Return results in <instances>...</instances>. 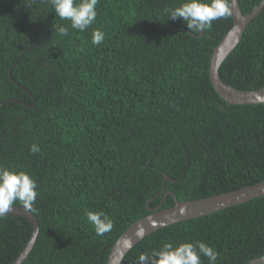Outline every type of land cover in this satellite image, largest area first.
Listing matches in <instances>:
<instances>
[{"label": "trees", "instance_id": "obj_1", "mask_svg": "<svg viewBox=\"0 0 264 264\" xmlns=\"http://www.w3.org/2000/svg\"><path fill=\"white\" fill-rule=\"evenodd\" d=\"M244 14L261 0H238ZM181 0H98L84 31L47 0H0V166L37 183L38 236L22 264H106L111 245L150 206L228 192L264 179V102L228 104L209 79L232 15L193 33L167 17ZM56 25L68 29L59 36ZM99 29L104 40L92 43ZM236 88L264 87V6L219 67ZM41 149L33 154L30 145ZM164 173L170 179L165 180ZM14 206H21L17 202ZM88 211L113 229L99 236ZM29 220L0 218V264L27 243ZM202 241L216 264L264 255V195L162 227L121 264L165 242ZM202 264H209L201 257Z\"/></svg>", "mask_w": 264, "mask_h": 264}, {"label": "clouds", "instance_id": "obj_2", "mask_svg": "<svg viewBox=\"0 0 264 264\" xmlns=\"http://www.w3.org/2000/svg\"><path fill=\"white\" fill-rule=\"evenodd\" d=\"M52 11L61 21L68 20L73 29L84 31L96 20L98 0H47ZM167 17L186 22L191 32H202L212 22L232 15V0H181L178 6L165 10ZM54 31L59 36H66L68 29L56 25ZM92 43L99 45L104 40V33L93 30ZM30 151L35 154L41 151L38 145L31 144ZM37 183L25 171H16L0 166V218L9 213L19 202L26 209H32L37 198ZM87 220L97 235L103 236L113 229V222L103 212L88 211ZM145 229H137L136 237H142ZM125 247L130 248L132 241L126 239ZM218 253L210 245L202 242H165L162 247L151 254H140L138 264H202L201 257H206L209 264H216Z\"/></svg>", "mask_w": 264, "mask_h": 264}, {"label": "water", "instance_id": "obj_3", "mask_svg": "<svg viewBox=\"0 0 264 264\" xmlns=\"http://www.w3.org/2000/svg\"><path fill=\"white\" fill-rule=\"evenodd\" d=\"M264 0L249 13L244 14L238 0H232V24L226 31L217 45L213 48L209 62V79L217 94L228 104H253L264 102V87L258 89L242 90L232 85L226 84L220 77L219 67L227 55L233 50L242 37V33L247 23L262 9ZM13 99H5L1 104L10 102ZM170 177L164 173L163 186L155 197L164 190L165 180ZM172 195L174 204L167 208H160L162 201L156 206H150L149 199L146 203L150 213L131 222L130 225L118 236L116 241L111 245L106 264H121L126 253L141 239L152 232L191 218L199 217L212 213L214 211L238 204L249 199L264 195V179L251 185L242 186L238 189L228 192L215 194L208 197H202L193 200H178L175 198L173 191H167L163 194ZM21 215L29 220L32 226L31 235L19 254L8 264H22L32 250L38 234V220L36 216L25 207L13 206V209L7 213ZM145 229L142 237H136L135 233L138 228ZM130 239L132 245L130 248L125 247L124 241ZM245 264H264V255L252 259Z\"/></svg>", "mask_w": 264, "mask_h": 264}]
</instances>
